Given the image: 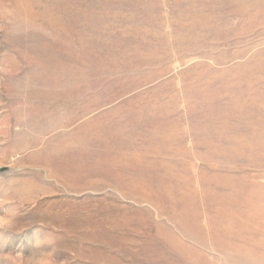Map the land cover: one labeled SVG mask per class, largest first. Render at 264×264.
I'll return each mask as SVG.
<instances>
[{
	"label": "rangeland",
	"instance_id": "obj_1",
	"mask_svg": "<svg viewBox=\"0 0 264 264\" xmlns=\"http://www.w3.org/2000/svg\"><path fill=\"white\" fill-rule=\"evenodd\" d=\"M0 264H264V0H0Z\"/></svg>",
	"mask_w": 264,
	"mask_h": 264
},
{
	"label": "bare ground",
	"instance_id": "obj_2",
	"mask_svg": "<svg viewBox=\"0 0 264 264\" xmlns=\"http://www.w3.org/2000/svg\"><path fill=\"white\" fill-rule=\"evenodd\" d=\"M55 153V152H54ZM58 157V156H57ZM59 162V161H58ZM245 197V196H244ZM247 198V197H246Z\"/></svg>",
	"mask_w": 264,
	"mask_h": 264
}]
</instances>
